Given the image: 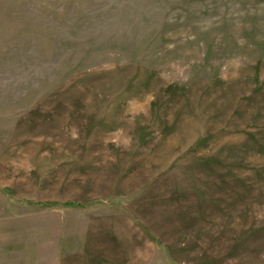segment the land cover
<instances>
[{
  "label": "rangeland",
  "instance_id": "374dc122",
  "mask_svg": "<svg viewBox=\"0 0 264 264\" xmlns=\"http://www.w3.org/2000/svg\"><path fill=\"white\" fill-rule=\"evenodd\" d=\"M0 264H264V0H0Z\"/></svg>",
  "mask_w": 264,
  "mask_h": 264
}]
</instances>
